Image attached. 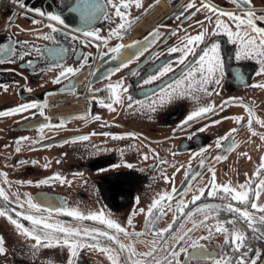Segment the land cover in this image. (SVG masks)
I'll return each instance as SVG.
<instances>
[{
  "label": "flooded vegetation",
  "instance_id": "obj_1",
  "mask_svg": "<svg viewBox=\"0 0 264 264\" xmlns=\"http://www.w3.org/2000/svg\"><path fill=\"white\" fill-rule=\"evenodd\" d=\"M161 2L165 7L155 13L156 7ZM204 2L205 0H194V7L189 9L187 0H140L139 7L135 0H129L128 12L131 22L129 28L125 30L128 34L127 42L124 43L122 37L115 35L111 36L107 44L101 42L99 49L95 43H91V40L88 44H82L79 40L75 42V49L92 54L89 60L95 71L89 73L91 76H107L108 69L116 67L120 62L112 58L114 53H108L109 45L117 42L129 45L131 41H138L134 48L143 47L141 55L136 60L112 73L111 77L107 76L93 85L103 87L122 77L129 86L127 94L121 93L124 97L123 103L113 101L110 92L108 101L99 103L91 100L85 111L55 112L52 104L48 102V95L63 80L70 77L59 82H56L54 77L45 80V76H56L60 71L59 66L47 67L49 63H57L54 57L46 59L32 53L24 58H0V187L9 194L10 202L16 201L18 190L21 193L31 192L37 196L41 192L46 193L47 196L41 197L40 202L54 207L77 208L85 213L103 209L106 217L117 219L132 233L125 235L112 230L123 243L134 245L137 255L133 256V259H139L141 258L139 253L149 251L153 241L158 243L161 240V236L151 227L146 228V209L159 193L165 190L171 191L175 186L176 193L173 195V200H179L181 196L190 200L194 194L192 187L198 189L209 182L211 175L209 164L216 169L217 183L231 182L233 186H237L240 182L248 180L250 186L255 188L259 180L253 177L264 158V75L258 72L259 62L251 57L239 62L235 61L234 51L239 44L230 39L226 32L215 33V38L220 40L222 52L225 54L224 78L219 85L215 83L209 85L210 88L216 89L215 92L210 95L200 93L199 99V103L211 102L219 106L218 111L214 110L207 118L197 119L191 128L185 126L177 128L179 121L197 104L190 97L164 107H157L154 113L147 108L141 110L135 105L132 108L128 107L131 101L127 99V95L130 94L138 101L143 98L150 100L153 93L158 95L157 90L165 82V77L175 79L180 75H186L183 72L184 62L175 59L177 55L182 54L180 46L184 43V35L198 32L201 26L210 29L214 26L215 19L219 17L214 10L201 9L199 6ZM208 3L225 11L235 10L246 14L237 6L236 0H208ZM52 6H54L53 0H24L23 5H18L15 0H0V41L11 37L10 43H14L17 39L41 44L51 43L34 35L36 31H50V28L47 19L34 13L32 8L41 7L47 10ZM252 7L256 12V23L264 27V20L259 19V16L264 14V0H252ZM65 15L68 17V22H72L74 14L65 13ZM204 17L209 19L205 20ZM222 18L232 28L236 27L230 17ZM119 21L120 17L116 16L113 10L109 18L102 17L93 26L100 30L99 37L109 35L110 28L116 27ZM153 29L156 30L155 33ZM255 35L259 34L255 33ZM56 36L57 40L69 50L65 62L79 66L82 57L80 52L74 50L72 38L61 32H57ZM98 37L96 43L100 42ZM173 45L177 50L167 51ZM204 46L206 45L202 43L197 44L196 53L201 52ZM100 51L105 52L106 55L99 56ZM229 52L232 53L231 58ZM190 57L192 60L195 59L193 54H190ZM28 60H35L36 64L27 63ZM168 61L176 67L166 73L165 77L141 83V80L146 81L148 75L158 71ZM137 64H139V75H128L129 70L135 68ZM236 64L245 71L246 79L243 81L234 78L232 68ZM34 67L39 70L33 71ZM88 67L89 65L85 64L82 72ZM256 81L261 83L258 84ZM4 84L8 87L5 88ZM227 97L234 99L226 100ZM26 100L43 101L44 113H40L36 108L19 113H5V109L24 103ZM222 101L226 102V107L221 103ZM108 103L113 104L111 109L107 107ZM245 105L252 110L251 124L248 123L249 108ZM97 113L99 116L96 115ZM237 115L242 117L239 122L233 118ZM221 116L224 119L221 120ZM62 119L63 123H61ZM209 119L219 122L209 124L206 129L201 127L207 124ZM41 124L44 125L43 128L39 127ZM230 128L236 129L234 133L238 141L236 146L229 148L231 139L226 138L220 142L224 147H217L216 137L223 135ZM121 132H136L138 135L131 137L110 135ZM232 135L230 134V137ZM71 136H86V138L73 141L68 139ZM19 137H27V139L18 140ZM61 140L65 142L60 143ZM204 145H209L204 153L192 155ZM113 150H116V153L113 154ZM143 153L148 154V159L143 158ZM217 153H221L225 158L214 160L213 157ZM202 157L205 160L203 165L199 163ZM121 160H127L133 167L129 168L121 164ZM46 164L48 167H45ZM109 164H116L117 167L109 169ZM166 166L170 167L169 171L165 170ZM98 168L104 171L98 172ZM54 171L63 175L65 181L52 178L53 183L50 184L19 183L20 180L50 177ZM4 173H7V176ZM164 175L169 176L170 179H163ZM68 180L72 182L68 183ZM190 180L193 182L192 186L188 183ZM185 188L190 190L184 193ZM207 190L197 201H190L185 206V213L201 203L219 202L216 197H208ZM137 196H139L138 201ZM258 202L264 203V192L261 193ZM0 206L9 205L0 198ZM10 206L13 214L18 216L19 211L22 210L20 206L15 203H11ZM238 206L242 205L238 203ZM161 207L164 209V214L159 217L156 227L163 228L172 223L171 231H175L180 227L181 217L185 213L178 214L176 205L171 201L162 204ZM140 208H144L145 212L139 211ZM24 209L36 212L34 209H29L27 203L24 204ZM133 211H135L133 216L135 223L130 225L127 217ZM41 214L48 215L46 212ZM174 215L176 220H173ZM228 215L227 212H221L218 218L226 220ZM50 216L53 221L59 220L66 225L81 228L107 227L103 221H95L91 218L77 221L68 212H53ZM193 218L200 219V214L194 213ZM20 219L26 226L31 224L26 217ZM156 219V216H153V220ZM6 221L12 223L0 215V234L5 236L6 247L5 254L0 255V264H66V259L70 255L67 246H43L33 251L28 246L31 238L20 234L17 228L9 232L5 226ZM211 222L212 218L208 223ZM190 225L191 220L185 222V226ZM142 229L144 231H141ZM171 231L163 238L169 239ZM206 231V227L197 228L192 235ZM224 235L223 232H217L211 240L205 238L202 242L207 244L210 250L231 252V248L223 240ZM102 239L109 242L107 238ZM110 243L114 249L117 248L115 241ZM254 243L262 249L263 255L264 241L256 240ZM252 255H255L254 249L246 253V256ZM148 259L151 260V257ZM259 260L260 258L258 262ZM75 261L76 264H111L106 251L88 246L78 250Z\"/></svg>",
  "mask_w": 264,
  "mask_h": 264
},
{
  "label": "snow or ice",
  "instance_id": "obj_2",
  "mask_svg": "<svg viewBox=\"0 0 264 264\" xmlns=\"http://www.w3.org/2000/svg\"><path fill=\"white\" fill-rule=\"evenodd\" d=\"M18 5H23L24 0H15ZM137 7L140 6V0H135ZM237 6L242 9L246 14H241L235 10H222L216 7L212 3H208L205 0L199 7L201 9L207 8L209 11H215L219 14V17L215 19L214 26L209 28L200 27L198 32L194 34H185L183 37L184 43L180 46V52L182 54L177 55L175 59L180 62H184L183 72L186 75H180L178 78L171 79L165 77L173 67H176L171 61L164 63L158 71L147 76V80H141V83L147 81H154L159 77H165V82L158 88V95L152 94V98L149 100L143 98L138 101L132 98L129 94L127 99L131 101L128 105L132 108L135 105L137 108L143 110L147 108L151 112H155L157 107H164L167 104L180 101L185 98H191L194 102H197L196 106L187 112V114L179 121L177 128L185 126L191 128L193 123L197 119L207 118L214 110L218 111L219 106L214 103H199L200 93L211 94L216 89L210 88L209 85L215 83L220 84L224 78L226 64L225 54L221 49V42L215 38V33L226 32L227 36L237 41L239 46L235 48L234 59L239 62L247 57H251L259 62L258 72L264 75V27H261L256 23L255 20V9L252 7V0H236ZM52 7L47 10L41 7H34L32 11L40 14L48 21V27L50 31H36L35 36L41 37L51 43L41 44L39 42H33L30 40H15L14 43H10L11 37H8L5 41H0V58L12 59L16 57L24 58L29 54L35 53L37 57L43 56L46 59L54 57L57 63H49L47 67L55 68L60 67V71L53 78L56 82H59L66 77H71L72 81H76L74 74L87 75L95 71L92 66L89 57L92 55L89 53L80 52L79 49H75V42L81 41L82 44L95 43V46L99 49L101 43H96L99 29L93 26L92 21L98 17L109 18L113 10L115 15L120 17V21L116 27L110 28L109 35L99 36L98 39L103 44H107L111 39L112 35L117 37H123L125 30L129 28L131 17L129 16L128 9L130 7L129 0H53ZM26 6V5H25ZM194 7V0H187V8L192 9ZM65 13L73 15L72 22H68V17ZM193 15L195 12L192 13ZM230 17L236 24L235 28H232L226 20L222 17ZM208 20L209 17H204ZM260 20H264V14L259 16ZM37 22L38 21H35ZM61 32L67 36H70L73 41V48L75 51L80 52L79 66H73L71 63L65 62V57L68 54V49L63 46L58 40L56 33ZM156 30L153 29V33ZM253 34H249V33ZM258 33L259 35H255ZM204 44L202 51L196 53L197 44ZM138 44V41H131L129 45H125L122 42H117L113 45L108 46V53H114L113 59H118L120 62L116 67L108 69L106 75L111 77L112 73L119 71L126 65L130 64L133 60L141 55L143 47L134 48ZM23 45V47H20ZM43 49V51H42ZM176 46L173 45L168 48L167 51L175 52ZM193 54L194 60L190 57ZM98 55L103 57L106 55L105 52L100 51ZM229 58L232 53L229 52ZM189 58L191 61L186 60ZM27 63L36 64L35 60H28ZM88 64V69L82 72L83 66ZM139 64L127 73L128 75H139L138 72ZM39 69L34 67L33 71ZM234 78L244 80L246 79L244 69L236 64L232 68ZM104 79L103 76L100 77ZM256 83H261L256 81ZM91 87V84L88 85ZM7 88L8 85L4 84ZM111 92V99L113 101H120L123 103L124 97L121 93H128V85L125 84L123 78L117 79L113 83H107L103 85ZM66 91H76L75 87H69L64 89ZM94 92H98L99 88H93ZM31 91V89H29ZM103 103V98H98ZM233 97H227L226 100H233ZM225 107L227 106L225 101L221 102ZM44 102L41 100H26L24 103L17 104L13 107L5 109V113H19L26 109L36 108L40 113H44ZM108 108H112L113 104L108 103ZM249 108V120L251 124L253 116L252 110ZM35 115V113H30ZM99 116V113L96 114ZM236 121H241L242 117L237 115L233 117ZM220 119H224L223 116ZM219 121L215 119H209L207 124H203L201 127L207 128L209 124H217ZM63 123V119L61 120ZM39 127L43 128L41 124ZM255 131V129H252ZM175 131V129H174ZM236 129L230 128L221 136L216 137V146L223 148L224 145L221 141L226 138L231 139V143L228 145L229 148L235 147L237 140L234 137ZM191 133H189L190 135ZM230 134H233L230 137ZM113 136H136V132H121L111 133ZM86 136H71L68 137L70 140L85 139ZM27 137H19L18 140H25ZM64 143V140L59 141ZM209 145H204L198 148L192 153L196 156L197 153H204L205 149ZM19 150V149H17ZM106 150V149H105ZM155 151V150H153ZM121 155L123 153L121 152ZM144 159H148V154H142ZM225 157L221 153H217L214 160L224 159ZM35 163V161H32ZM205 162L202 157L199 163L203 165ZM121 164L127 165L132 168L133 165L127 160H121ZM45 167H48L46 164ZM116 164H109V169H115ZM190 167V165H189ZM210 180L207 184L197 188L192 187L194 194L189 199H184L183 196L179 200H173V195L176 193V187L173 186L171 191H163L159 193L155 199L152 200L150 206L147 207V220L146 228L151 227L152 230L159 236L161 240L157 243L153 241V246L149 251L141 252L138 255L139 259H133V256L137 255L136 249L133 244H125L117 238L112 231L113 229L117 233H124L125 235H131L132 233L124 227L117 219L111 216H105L103 209L99 211H88L87 213L80 211L77 208L68 207H54L47 203L40 202L41 197H46V193H39L38 196L31 192L21 193L17 190V199L14 202H10L9 194L0 187V198H3L4 202L8 204V207L0 206V215L6 217L11 221L17 228L20 234L26 238H31L29 248L33 251L38 250L43 246H67V250L70 255L66 259V264H76L75 257L78 255V250L88 247H94L97 250L106 251L111 264H258V259L262 256V249L254 243L256 240L264 241V203L258 202V198L261 193L264 192V158L259 165L257 172L253 179H258L259 183L255 185V188L250 186V182L245 180L240 182L237 186H233L231 182L217 183L216 169L209 164ZM142 170V169H141ZM98 172H103L104 169L98 168ZM7 176V173H4ZM175 173H173V176ZM187 175V173H186ZM52 178H57L61 182L65 181V177L59 172H52L51 176H45L41 179H28L20 180L21 184H50L53 183ZM163 179H170L169 176L164 175ZM71 183V180L67 181ZM189 185L192 186L193 182L190 180ZM206 195L208 197H216L219 202L212 201L209 203H201L197 207H193L190 211L185 213V206L190 201H197L201 196ZM190 189H183L184 193H187ZM139 200V196L136 197ZM171 201L176 205L177 213H185L180 220V227L173 229V224L169 223L166 227H156L157 221L160 216L164 214V209L161 207L162 204ZM11 203L18 204L22 210L19 211L18 216L13 214ZM27 203L29 209L36 210L33 213L31 210H25L24 204ZM238 203L242 206H238ZM251 209V210H250ZM255 215H254V211ZM139 211L145 212L144 208H140ZM47 213L43 215L41 213ZM56 212H68L70 215L80 221L85 218H91L95 221H103L106 228L94 227V228H81L79 226L66 225L63 221H53L50 214ZM221 212H227L229 215L226 220L218 218ZM199 213L200 219H194L193 214ZM135 211L127 217L128 224H134L133 216ZM153 216H156V220H153ZM26 217L27 220L31 221V224L26 226L20 218ZM212 218V222L208 223L209 219ZM173 220H176V215L173 216ZM191 220L190 226H185V222ZM228 225V226H226ZM206 227L207 231L198 235H192L197 228ZM135 229H133V232ZM141 231H144L142 229ZM171 231L169 239H164L165 234ZM223 232V240L227 242V246L231 248V252L210 250L207 244L202 241L207 238L212 239L214 233ZM138 234V233H137ZM102 238H107L105 242ZM31 241H34L31 242ZM111 241H115L117 248L111 246ZM219 246V242H217ZM254 249L255 255L246 256L247 252ZM6 252L5 247V236L0 234V253ZM154 253L156 255H154ZM151 257V260L148 258Z\"/></svg>",
  "mask_w": 264,
  "mask_h": 264
},
{
  "label": "built area",
  "instance_id": "obj_3",
  "mask_svg": "<svg viewBox=\"0 0 264 264\" xmlns=\"http://www.w3.org/2000/svg\"><path fill=\"white\" fill-rule=\"evenodd\" d=\"M122 39L126 42L128 34H124ZM89 84L90 82L88 81L82 95H78L76 91L57 92L49 96V102L53 104V108L56 109L57 112H60L61 110H59V108L61 107H67V111L85 110L90 104L92 97L103 98V102L108 101L110 94L108 89L104 88L100 89L98 92H94L91 87L88 86Z\"/></svg>",
  "mask_w": 264,
  "mask_h": 264
},
{
  "label": "water",
  "instance_id": "obj_4",
  "mask_svg": "<svg viewBox=\"0 0 264 264\" xmlns=\"http://www.w3.org/2000/svg\"><path fill=\"white\" fill-rule=\"evenodd\" d=\"M100 18L102 17H98L97 19L93 20L92 23L93 25L96 24L97 22H99ZM81 74H77L75 75L76 76V81H72V78H67L65 80H63L56 88L55 90H58V91H63L64 89H67L69 87H75V89L77 88L79 91H81V89L83 88L84 84V80L89 76V73L85 76H80ZM101 76H92V84L94 83H97V82H100L101 79L100 78ZM104 78H106L107 76H103ZM258 264H264V253L263 255L261 256Z\"/></svg>",
  "mask_w": 264,
  "mask_h": 264
},
{
  "label": "rangeland",
  "instance_id": "obj_5",
  "mask_svg": "<svg viewBox=\"0 0 264 264\" xmlns=\"http://www.w3.org/2000/svg\"><path fill=\"white\" fill-rule=\"evenodd\" d=\"M53 77H55V76H45V80H49V79H52ZM114 153H116V150H113V154ZM165 170L166 171H169L170 170V167H168V166H166V168H165ZM166 173H168V172H166ZM141 183H143V182H141ZM153 184V183H152ZM7 223H5L6 225V227H7V229L9 230V232H11L13 229H15L16 228V226L14 225V224H12V223H9L8 221H6ZM5 253H0V255H4Z\"/></svg>",
  "mask_w": 264,
  "mask_h": 264
},
{
  "label": "bare ground",
  "instance_id": "obj_6",
  "mask_svg": "<svg viewBox=\"0 0 264 264\" xmlns=\"http://www.w3.org/2000/svg\"><path fill=\"white\" fill-rule=\"evenodd\" d=\"M165 4L163 3V2H161L159 5H158V7H156V9H155V13L156 12H159V11H161L162 9H163V7H165L164 6ZM149 19V18H148ZM64 108H67V107H61V108H59V110H62V111H65L66 109H64Z\"/></svg>",
  "mask_w": 264,
  "mask_h": 264
}]
</instances>
